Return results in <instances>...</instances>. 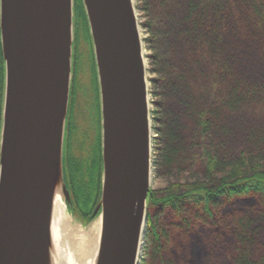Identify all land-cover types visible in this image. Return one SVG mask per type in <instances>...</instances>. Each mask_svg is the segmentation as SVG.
I'll use <instances>...</instances> for the list:
<instances>
[{
  "label": "trees",
  "instance_id": "16d2710c",
  "mask_svg": "<svg viewBox=\"0 0 264 264\" xmlns=\"http://www.w3.org/2000/svg\"><path fill=\"white\" fill-rule=\"evenodd\" d=\"M154 76L153 171L142 264H264V0H141ZM90 43L98 135L74 118L76 42ZM75 36V38H74ZM88 23L73 0V65L63 148L67 210L88 224L100 198L99 96ZM3 80L0 76V125ZM84 150V153H83Z\"/></svg>",
  "mask_w": 264,
  "mask_h": 264
},
{
  "label": "water",
  "instance_id": "95a60500",
  "mask_svg": "<svg viewBox=\"0 0 264 264\" xmlns=\"http://www.w3.org/2000/svg\"><path fill=\"white\" fill-rule=\"evenodd\" d=\"M99 96L101 190L93 264H137L152 167L143 41L133 0H81ZM0 264H54L51 213L70 195L63 148L73 0H0Z\"/></svg>",
  "mask_w": 264,
  "mask_h": 264
},
{
  "label": "rangeland",
  "instance_id": "374dc122",
  "mask_svg": "<svg viewBox=\"0 0 264 264\" xmlns=\"http://www.w3.org/2000/svg\"><path fill=\"white\" fill-rule=\"evenodd\" d=\"M133 5L135 8V13L137 16V21L140 28L141 39L147 36L144 31L143 24L145 19L143 18V12L141 10L142 2L141 0H133ZM75 38V36H74ZM76 54H77V75H76V91H75V104H74V118L75 123L78 127V132L83 138V145L85 150L90 149L93 145L94 140L98 135V111H97V97H96V83L93 76V68H92V55H91V47L90 43L84 40L83 33L81 27L78 29L77 34V42H76ZM93 54V53H92ZM150 52L145 48V43L143 41V56L145 58V65L147 70V82H148V95H149V113H150V121H151V149H152V167H151V175H150V191L157 192L158 194L162 193V191L167 188V186L173 182V179H166L157 177L153 171V154H154V139L156 137V133L154 131V123L152 122L151 111L153 110V85L151 83V79L154 76L149 71L150 62L149 58ZM94 60V58H93ZM98 87V86H97ZM84 153V150H83ZM147 211V210H146ZM65 216L67 220L71 224L72 229H76L80 234L83 232H87L93 226L97 220H100V216L97 215L91 222L88 224H83L78 221V219L71 215L69 211L65 208ZM100 225V221H99ZM148 225L145 223L144 228V239L142 240L141 250L139 254V258L137 264H142V254L143 248L148 243L146 241ZM99 231L97 232V238L99 239ZM75 239V237H73ZM55 249V246H54Z\"/></svg>",
  "mask_w": 264,
  "mask_h": 264
},
{
  "label": "bare ground",
  "instance_id": "6f19581e",
  "mask_svg": "<svg viewBox=\"0 0 264 264\" xmlns=\"http://www.w3.org/2000/svg\"><path fill=\"white\" fill-rule=\"evenodd\" d=\"M99 221L97 220L85 233L80 234L76 229H72L65 216L64 202L56 192L51 213V232L55 246L54 264H93L98 248Z\"/></svg>",
  "mask_w": 264,
  "mask_h": 264
},
{
  "label": "flooded vegetation",
  "instance_id": "af4514ba",
  "mask_svg": "<svg viewBox=\"0 0 264 264\" xmlns=\"http://www.w3.org/2000/svg\"><path fill=\"white\" fill-rule=\"evenodd\" d=\"M0 76H2L3 87H4V61L2 58L1 47H0ZM2 100H3V88H2Z\"/></svg>",
  "mask_w": 264,
  "mask_h": 264
}]
</instances>
